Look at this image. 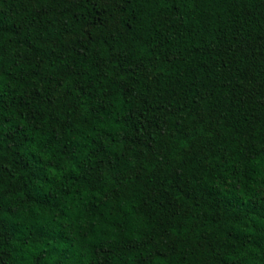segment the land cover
<instances>
[{
    "label": "trees",
    "instance_id": "1",
    "mask_svg": "<svg viewBox=\"0 0 264 264\" xmlns=\"http://www.w3.org/2000/svg\"><path fill=\"white\" fill-rule=\"evenodd\" d=\"M0 264H264V0H0Z\"/></svg>",
    "mask_w": 264,
    "mask_h": 264
}]
</instances>
